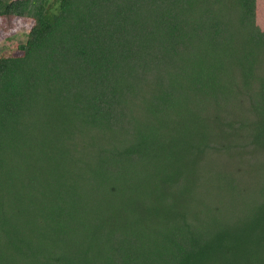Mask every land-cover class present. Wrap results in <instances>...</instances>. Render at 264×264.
<instances>
[{"label": "trees", "instance_id": "obj_1", "mask_svg": "<svg viewBox=\"0 0 264 264\" xmlns=\"http://www.w3.org/2000/svg\"><path fill=\"white\" fill-rule=\"evenodd\" d=\"M255 0H0V264H264Z\"/></svg>", "mask_w": 264, "mask_h": 264}, {"label": "rangeland", "instance_id": "obj_2", "mask_svg": "<svg viewBox=\"0 0 264 264\" xmlns=\"http://www.w3.org/2000/svg\"><path fill=\"white\" fill-rule=\"evenodd\" d=\"M255 24L264 31V0H255ZM33 22L15 19L12 23H0V56L21 55L19 46L25 44Z\"/></svg>", "mask_w": 264, "mask_h": 264}]
</instances>
